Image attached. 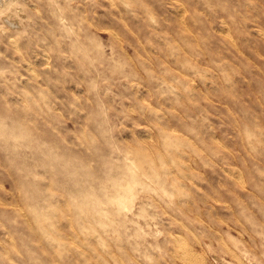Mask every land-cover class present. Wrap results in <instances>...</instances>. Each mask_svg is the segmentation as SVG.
I'll use <instances>...</instances> for the list:
<instances>
[{
	"label": "rangeland",
	"instance_id": "374dc122",
	"mask_svg": "<svg viewBox=\"0 0 264 264\" xmlns=\"http://www.w3.org/2000/svg\"><path fill=\"white\" fill-rule=\"evenodd\" d=\"M2 1L0 264H185L170 252L174 234L197 264H264V0ZM131 173L139 178L130 204L114 205L109 197ZM52 236L97 248L106 242L100 252L118 258H78Z\"/></svg>",
	"mask_w": 264,
	"mask_h": 264
},
{
	"label": "bare ground",
	"instance_id": "6f19581e",
	"mask_svg": "<svg viewBox=\"0 0 264 264\" xmlns=\"http://www.w3.org/2000/svg\"><path fill=\"white\" fill-rule=\"evenodd\" d=\"M4 1H5V0H3L2 2H4ZM6 1H7V0H6ZM36 1H37V0H36ZM57 1H58V0H57ZM62 1H63V0H62ZM39 2H40V1H39ZM39 2H38V3H39ZM260 2H261V1H260ZM0 3H1V2H0ZM4 3H5V2H4ZM23 3H27V2H23ZM34 3H35V1H34ZM62 3H63V2H62ZM62 3H61V5H62ZM255 3H256V2H255ZM36 4H37V3H36ZM42 4H43V3H42ZM115 4H116V3H115ZM174 4H175V3H174ZM179 4H180V3H179ZM26 5H27V4H26ZM28 5H29V4H28ZM34 5H35V4H34ZM32 6H33V5H32ZM41 6H42V5H41ZM44 6H45V5H44ZM176 6H177V3H176ZM181 6H182V5H181ZM24 7H25V4H24ZM42 7H43V6H42ZM178 7H179V6H178ZM44 8H45V7H44ZM44 8H43V9H44ZM62 8H63V7H62ZM255 8H256V7H255ZM257 8H258V7H257ZM46 9H47V7L45 8V11H46ZM176 9H177V8H176ZM179 9H180V8H179ZM249 9H250V7H249ZM12 10H13V9H12ZM27 10H28V9H27ZM39 11H40V10H39ZM45 11H44V12H45ZM50 11H51V10H50ZM258 11H259V10H258ZM27 12H28V11H27ZM37 12H38V11H37ZM40 12H41V11H40ZM255 12H256V11H255ZM255 12H253V13L256 14ZM181 13H182V12H181ZM43 14H45V13H43ZM179 14H180V13H179ZM258 14H260V13H258ZM49 15H50V14H49ZM7 16L9 17V15H7ZM41 16H42V14H41ZM46 16H47V14L45 15L44 19H47ZM53 16H54V15H53V12H52V17H53ZM69 16H70V15H69ZM4 17H5V16H4ZM4 17H2V18H4ZM8 17L6 18L7 20L10 19V18L8 19ZM47 17H48V16H47ZM261 17H263V15H262ZM40 18H42V17H40ZM71 18H72V16H71ZM180 18H181V17H180ZM4 19H5V18H4ZM48 19H49V18H48ZM53 19H54V18H53ZM10 20H11V19H10ZM49 20H50V19H49ZM51 20H52V19H51ZM70 20H71V19H70ZM72 20H73V19H72ZM13 21H14V20H13ZM13 21H12V23H15V22H13ZM53 21H54V20H53ZM73 21H74V20H73ZM73 21H72V22H73ZM183 21H184V20H183ZM221 21H222V20H221ZM5 22H6V21H5ZM10 22H11V21H10ZM186 22H187V21H186ZM259 22H260V21H259ZM259 22H258V23H259ZM6 23H7V22H6ZM8 23H9V22H8ZM53 23H54V22H53ZM91 23H92V22H91ZM9 24H10V23H9ZM46 24H49V22L46 23ZM55 24H56V22H55ZM94 25H95V24H94ZM94 25H93V26H94ZM247 25H248V24H247ZM249 25H250V24H249ZM251 25H252V24H251ZM11 26H12V25H11ZM13 26H14V25H13ZM54 26H55V25H54ZM187 26H188V25H187ZM254 26H255V25H254ZM254 26H253V27H254ZM256 26H257V25H256ZM4 27L6 28V26H4ZM7 27H8V26H7ZM15 27H16V24H15ZM17 27H18V26H17ZM48 27H49V26H48ZM52 27H53V26H52ZM251 27H252V26H250V28H251ZM11 28H12V27H11ZM55 28H56V26H55ZM55 28H54V29H55ZM182 28H183V27H182ZM182 28H181V29H182ZM189 28H190V27H189ZM254 28H257V27H254ZM261 28H262V27H261ZM106 29H107V28H106ZM106 29H104V30H106ZM257 29H258V28H257ZM70 30H72V29H70ZM184 30H185V29H184ZM186 30H187V29H186ZM186 30H185V32H186ZM258 30H259V29H258ZM262 30H263V29H262ZM8 31H9V30H8ZM21 31H23V30H21ZM52 31H53V30H52ZM226 31H227V30H226ZM9 32H10V34H11V31H9ZM16 32H17V31H16ZM187 32H188V30H187ZM248 32H249V31H248ZM253 32H254V31H253ZM256 32H258V31H256ZM47 33H49V32H47ZM52 33H53V32H52ZM93 33H94V32H93ZM188 33H189V32H188ZM17 34H18V32H17ZM190 34H191V33H190ZM224 34H226V33H224ZM258 34H259V32H258ZM18 35H19V34H18ZM49 35H51V34H49ZM226 35H227V34H226ZM253 35H254V34H253ZM256 35H257V34H256ZM259 35H260V34H259ZM10 36H11V35H10ZM10 36H9V37H10ZM15 36H16V35H15ZM233 36H234V35H233ZM7 37H8V36H7ZM7 37H6V38H7ZM11 37H12V36H11ZM83 37H84V36H83ZM224 37H225V36H224ZM245 37H246V36H245ZM14 38H17V37H14ZM14 38L12 37V38L9 39V44H10V46H15V45H16V40H15ZM53 38H54V36H53ZM241 38H242V37H241ZM255 38H257V37H255ZM18 39H19V37H18ZM21 39H22V37H21ZM224 39H226V38H224ZM231 39H232V38H231ZM233 39H234V38H233ZM235 39H236V38H235ZM245 39H247V38H244L243 40H245ZM250 39H251V38H250ZM253 39H254V38H253ZM259 39H260V38H259ZM2 40H3V38H2ZM78 40H81V39H78ZM90 40H91V39H89V41H90ZM174 40H175V39H174ZM227 40H228V38H227ZM254 40H255V39H254ZM7 41H8V39H7ZM52 41H53V40H52ZM55 41H56V40H55ZM58 41H59V39H58ZM167 41H168V40H167ZM176 41H177V40H176ZM245 41H246V40H245ZM92 42H93V41H91V43H92ZM3 43H4V42H3ZM3 43H2V44H3ZM53 43L57 44L56 42H53ZM81 43H82V42H81ZM85 43H86V42H85ZM225 43H226V42H225ZM227 43H228V42H227ZM241 43H242V42H241ZM246 43H247V42H246ZM261 43H263V42L261 41ZM9 44H8V45H9ZM242 44H244V42H243ZM254 44H255V41H254ZM3 45H4V44H3ZM99 45H100V44H99ZM168 45H169V44H168ZM180 45H181V44H180ZM231 45H232V44H231ZM237 45H239V44H237ZM17 46H18V45H17ZM54 46H55V45H54ZM57 46H58V45H57ZM87 46H88V45H87ZM92 46H93V45H92ZM169 46H170V45H169ZM174 46H175V45H174ZM249 46H250V45H249ZM251 46H252V45H251ZM55 47H56V46H55ZM85 47H86V46H85ZM98 47H99V46H98ZM110 47H111V46H110ZM182 47H183V46H182ZM253 47H255V45H254ZM253 47H252V48H253ZM257 47H258V46H257ZM7 48H8V47H7ZM9 48L12 49L13 47H9ZM9 48H8V49H9ZM88 48H89V47H88ZM88 48H87V49H88ZM93 48H94V46H93ZM100 48H101V46H100ZM175 48H176V47H175ZM175 48H173V49H175ZM183 48H184V47H183ZM57 49H58V48H56V50H57ZM78 49H79V48H78ZM84 49H85V48H84ZM255 49H256V48H255ZM21 50H23V49H21ZM24 50H25V49H24ZM37 50H38V49H37ZM40 50H41V49H40ZM42 50H43V49H42ZM167 50H168V49H167ZM187 50H188V49H187ZM243 50H244V49H243ZM247 50H248V48H247ZM28 51H29V50H27V52H28ZM44 51H45V50H44ZM44 51H43V52H44ZM76 51H77V49H76ZM81 51H82V50H81ZM174 51H175V50H174ZM184 51H185V50H184ZM19 52H21V51L19 50ZM43 52H42V53H43ZM73 52H74V51H73ZM163 52H164V51H163ZM10 53L12 54L13 51L10 52ZM22 53H24V52H22ZM42 53H41V54H42ZM46 53H47V52L44 53V56H45ZM146 53H147V51H146ZM241 53H242V52H241ZM249 53H250V52H249ZM36 54H38V53H36ZM167 54H168V53H167ZM167 54H166V55H167ZM164 55H165V54H164ZM170 55H172V54H170ZM250 55H251V54H250ZM6 56H7V55H6ZM9 56H10V55H9ZM9 56H7V57H9ZM21 56H22V55H21ZM40 56H41V55H40ZM159 56H160V55H159ZM173 56H175V55H173ZM41 57H42V56H41ZM160 57H161V56H160ZM163 57H164V56H163ZM163 57H161V58H163ZM246 57H247V56H246ZM249 57H250V56H249ZM252 57H253V56H252ZM252 57H250V58L253 60ZM9 58H10V57H9ZM138 58H139V57H138ZM138 58H137V59H138ZM148 58H149V57H148ZM152 58H153V57H152ZM96 59H97V58H96ZM132 59H133V58H132ZM146 59H147V58H146ZM149 59H150V58H149ZM166 59H167V58H166ZM166 59H165V60H166ZM133 60H134V59H133ZM147 60H148V59H147ZM174 60H175V59H174ZM141 61H142V60H141ZM150 61H151V59H150ZM257 61H258V60H257ZM27 62H28V61H27ZM27 62H25V63H26V66H27ZM135 62H136V61H135ZM160 62H162V60H161ZM166 62H167V61H166ZM170 62H171V61H170ZM176 62H177V61H176ZM199 62H200V61H199ZM259 62H260V61H259ZM23 63H24V62H23ZM25 63H24V64H25ZM30 63H31V62H30ZM84 63H85V62H84ZM137 63H138V62H137ZM141 63H142V62H141ZM255 64H256V63H255ZM154 65H157V64L154 63ZM173 65H174V64H173ZM261 65H262V63H261ZM110 66H111V64H110ZM120 66H121V65H120ZM163 66H164V65H163ZM28 67H30V66H28ZM149 67H151V65H150ZM180 67H181V66H180ZM180 67H179V70H180ZM261 67H262V66H261ZM105 68H106V65H105ZM211 68H212V67H211ZM28 69H29V68H28ZM113 69H114V66H113ZM113 69H112V71H113ZM150 69H151V68H150ZM150 69H149V70H150ZM162 69H163V68H162ZM164 69H165V68H164ZM149 70H148V71H149ZM151 70H152V69H151ZM151 70H150V71H151ZM254 70H255V69H254ZM150 71H149V72H150ZM154 71H155V70H154ZM159 71H160V70H159ZM164 71H165V70H164ZM164 71H163V72H164ZM176 71H177V70H176ZM185 71H186V70H185ZM185 71H184V72H185ZM151 72H152V71H151ZM151 72H150V75H152ZM249 72H250V71H249ZM254 72H255V71H254ZM256 73H257V72H256ZM191 74H192V72H191ZM249 74H250V73H249ZM251 76H252V74L250 75V77H251ZM250 77H249V78H250ZM253 77H254V76H253ZM168 78H169V77H168ZM175 78H176V77H175ZM197 78H198V77H197ZM199 78H200V77H199ZM213 78H214V77H213ZM162 79H163V78H162ZM250 79H251V78H250ZM164 80H165V79H164ZM190 80H191V79H190ZM251 80H252V79H251ZM251 80H249V81H251ZM186 81H187V80H186ZM258 81H259V80H258ZM179 82H180V81H179ZM180 84H181V82H180ZM183 84H185V83H183ZM191 84H192V83H191ZM251 84H252V83H251ZM251 84H250V85H251ZM176 85H177V84H176ZM185 85H186V84H185ZM253 85H254V83H253ZM181 86H182V84H181ZM196 86H197V85H196ZM182 87L184 88V86H182ZM189 87H190V84H189ZM191 87H192V85H191ZM201 87H203V86L201 85ZM255 87H256V86H255ZM169 88H170V87H169ZM176 88H177V87H176ZM193 88H194V87H193ZM181 89H182V88H181ZM191 89H192V88H191ZM187 90H188V88H187ZM187 90H186V91H187ZM195 90H196V89H195ZM197 91H200V89L197 90ZM187 92H188V91H187ZM200 92H202V91H200ZM200 92H199V93H200ZM205 92H207V90H205ZM205 92H204V89H203L202 94L205 93ZM255 92H257V90H256ZM190 93H191V92H190ZM195 93L198 94V92H195ZM179 94H180V92H179ZM188 94H189V93H188ZM205 94H207V93H205ZM175 95H176V94H175ZM203 95H204V94H203ZM189 97H191V96H189ZM137 98H138V97H137ZM139 98H140V97H139ZM177 99H180V97H178ZM146 100H147V99H146ZM186 100H187V99H186ZM246 101H247V100H246ZM24 103H25V102H24ZM187 103H188V102H187ZM189 103H190V102H189ZM150 104H152V103H150ZM25 105H27V104L25 103ZM25 105H23V107H24ZM28 105H29V104H28ZM28 105H27V106H28ZM147 105H148V104H147ZM27 106H26V107H27ZM132 106H133V105H132ZM132 106H129V107H131V108L133 109ZM143 106H145V105H143ZM153 106H155V104H154ZM23 107H22V109H23ZM33 107H35V106L33 105ZM135 107H137V105H136ZM140 107H141V105H140ZM155 107H156V106H155ZM157 107H158V106H157ZM27 108H29V107H27ZM30 108L32 109V106H30ZM143 108H144V107H143ZM145 108H146V107H145ZM148 108H149V107H148ZM126 109H127V108H126ZM140 109H141V108H140ZM175 109H176V108H175ZM135 110H136V109H135ZM143 110H145V109H143ZM149 110H150V108H149ZM161 110H162V109H161ZM256 111H257V110H256ZM132 112H133V111H132ZM144 112H145V111H144ZM144 112L141 111V113H144ZM152 112H154V110H153ZM149 113H151V112L149 111ZM259 113H260V112H259ZM161 115H162V114H161ZM168 115H169V114H168ZM143 116L146 117L145 113L143 114ZM256 117H257V115H256ZM256 117H255V118H256ZM25 118H26V117H25ZM25 118H23L24 121H25ZM23 119H22V121H23ZM145 119H146V118H145ZM27 120L31 121L30 118H28ZM27 120H26V121H27ZM149 120H150V119H149ZM153 120H154V119H153ZM153 120H151V121H153ZM26 121H25V122H26ZM155 121H156V120H155ZM157 121H158V120H157ZM27 122H28V121H27ZM31 122H32V121H31ZM158 122H159V121H158ZM250 122H251V121H250ZM253 122H254V121H253ZM260 122H261V121H260ZM150 123H151V122H150ZM257 123H259V122L257 121ZM257 123H255V124H257ZM17 124H18V123H17ZM23 124H24V123H23ZM151 124H152V123H151ZM151 124H150V125H151ZM159 124H161V123H159ZM24 125H25V124H24ZM152 125H154V124H152ZM18 126H19V129H20V127H22V125L20 126V124H19ZM26 126H27V125H26ZM33 126H34V125H33ZM33 126H32V123H31V127H30V122H29V127H30L32 130L36 129V127L34 128ZM155 126H157V125L155 124ZM158 126H159V125H158ZM158 126H157V127H158ZM253 126H254V125H253ZM32 127H33L34 129H33ZM157 127H155V128H157ZM258 127H260V126L258 125ZM150 128H151V127H150ZM252 128H254V127H252ZM252 128H251V129H252ZM3 129H4V128H2V130H3ZM16 129H18V127H17ZM19 129H18V130H19ZM146 129H148V128H145V130H146ZM152 129H153V127H152ZM159 129H161V128H158V131H159ZM172 129H173V127H172ZM0 130H1V128H0ZM153 130H154V129H153ZM156 130H157V129H156ZM156 130H155V131H156ZM177 130H178V129H177ZM253 130H254V129H253ZM253 130H252V131H253ZM21 131H22V130H21ZM34 131H35V134H36L37 131H36V130H34ZM146 131H147V130H146ZM148 131H149V130H148ZM257 131H258V130H257ZM1 132H2V131H1ZM1 132H0V133H1ZM5 132L8 133L7 131H5ZM163 132H164V131H163ZM167 132H168V131H167ZM255 132H256V131H255ZM155 133H156V132H155ZM158 133H159V132H158ZM184 133H185V132H184ZM1 134H2V133H1ZM10 134H12V133H10ZM156 134H157V133H156ZM160 134H161V133H160ZM160 134H159V136L162 135V134H161V135H160ZM163 134H165V133H163ZM173 134H174V133H173ZM256 134H257V133H256ZM135 135H136V134H135ZM139 135H140V134H139ZM139 135H136V136H139ZM132 136H133V135H132ZM157 136H158V135H157ZM165 136H166V135H164V137H165ZM178 136H179V135H178ZM178 136H177V137H178ZM11 137H12V136H11ZM17 137H18V136H17ZM133 137H134V136H133ZM139 137H140V136H139ZM177 137H176V138H177ZM183 137H184V136H183ZM134 138H135V137H134ZM144 138H145V136H144ZM155 138H156V137H155ZM155 138H154V139H155ZM180 138H181V137H180ZM185 138H186V137H185ZM190 138H191V137H190ZM13 139H14V138H13ZM173 139H174V138H173ZM177 139H178V138H177ZM183 139H184V138H183ZM183 139H182V140H183ZM187 139H189V138H186V140H185L186 142H187V141L191 142L190 140H187ZM191 139H192V138H191ZM193 139H194V138H193ZM129 140H130V139H129ZM129 140H128V141H129ZM131 140H132V139H131ZM138 140H139V139H138ZM138 140H137V141H138ZM156 140H157V139H156ZM163 140H164V139H163ZM182 140H181V141H182ZM194 140H195V139H194ZM261 140H262V139H261ZM263 140H264V139H263ZM161 141H162V140H161ZM165 141H166V140H165ZM174 141H175V140H174ZM176 141H177V140H176ZM178 141H179V140H178ZM181 141H180V142H181ZM183 141H184V140H183ZM183 141H182V142H183ZM258 141H259V140H258ZM26 142H27V141H26ZM182 142H181V143H182ZM186 142H185V143H186ZM189 142H188V143H189ZM196 142H197V141H196ZM212 142H213V141H212ZM214 142H215V140H214ZM173 143H174V142H173ZM176 143H177V142H176ZM52 144H53V143H52ZM160 144H161V143H159V145H160ZM162 144H163V143H162ZM165 144H169V143L164 142V145H165ZM179 144H180V143H179ZM179 144H178V145H179ZM182 144H183V143H182ZM182 144H181V145H182ZM149 145H150V144H149ZM164 145L161 146V147H163V149H164ZM175 145H176V144H175ZM197 145H198V143H197ZM215 145H216V144H215ZM218 145H220V144H218ZM224 145H225V144H224ZM47 146H48V145H47ZM150 146H151V145H150ZM150 146H149V147H150ZM152 146H153V145H152ZM165 146H166V145H165ZM176 146H177V145H176ZM188 146H189V145H188ZM188 146H187V148H188ZM50 147H51V146H50ZM55 147H57V146L55 145ZM153 147H154V146H153ZM156 147H157V145H156ZM185 147H186V146H185ZM190 147H191V146H190ZM199 147H200V146H199ZM218 147H219V146H218ZM220 147H221V146H220ZM43 148H44V147H43ZM43 148H42V149H43ZM165 148H166V147H165ZM174 148H175V147H174ZM196 148H197V147H196ZM200 148H201V147H200ZM46 149H47V148H46ZM51 149H52V147H51ZM143 149L146 150V147H145V148L143 147ZM147 149H148V148H147ZM169 149H170V146H169ZM193 149H194V148H193ZM39 150H40V149H39ZM44 150H45V149H44ZM57 150H58V149H57ZM138 150H139V149H138ZM138 150H137V151H138ZM145 150H142L143 153H144ZM172 150H173V149H172ZM175 150H176V149H175ZM197 150H198V149H197ZM46 151L48 152V150H46ZM53 151H54V149H53ZM137 151H136V152H137ZM170 151H171V150H170ZM189 151H191V150H189ZM194 151H195V149H194L192 152H194ZM42 152H43V151H42ZM50 152H51V151H50ZM136 152H135V154H136ZM140 152H141V151H138L136 156H137V157H140V161H139V162H143V161H145V158H146L145 156H147V155H143V153H140ZM148 152H149V151H147V152H145V153H148ZM153 152H154V150H153ZM157 152L159 153L160 151H157ZM157 152L155 151L154 153H157ZM175 152H176V151H175ZM43 153H44V152H43ZM43 153H42V155H43ZM189 153H190V152H189ZM40 154H41V153H40ZM61 154H62V153H61ZM63 154H64V153H63ZM180 154H181V153H180ZM187 154H188V152H187ZM133 155H134V154H133ZM150 155H151V154H150ZM185 155H186V154H185ZM32 156H33V155H32ZM64 156H66V155L64 154ZM162 156H163V154H162ZM179 156H180V155H179ZM187 156H188V155H187ZM187 156H186V159H187ZM40 157H42L43 159H45L43 156H40ZM47 157H48V156H47ZM51 157H52V156H51ZM132 157H133V156H132ZM180 157H181V156H180ZM188 157H189V156H188ZM125 158H127V157H125ZM181 158H182V157H181ZM38 159H39V157H38ZM52 159H53V160H56L54 157H52ZM57 159H58V157H57ZM66 159H67V158H66ZM45 160H47V159H45ZM58 160H59V159H58ZM67 160H68V159H67ZM130 160H131V159H130ZM130 160H129V161H130ZM147 160H148V159H147ZM149 160L151 161L152 158H149ZM172 160L174 161V159H172ZM193 160H194V159H193ZM193 160H192V161H193ZM47 161H48V160H47ZM61 161H62V160H61ZM63 161H64V159H63ZM112 161H114V160H112ZM132 161H133V160H132ZM152 161H153V160H152ZM152 161H151V162H152ZM167 161H170V160L167 159ZM185 161H188V160H185ZM194 161H195V160H194ZM43 162H44V161H43ZM54 162H55V161H54ZM65 162H67V161H65ZM147 162H148V161H147ZM20 163H21V162H20ZM29 163L32 164V161L29 162ZM33 163L36 164L35 162H33ZM128 163H130V162H128ZM145 163H146V161H145ZM165 163H166V162H165ZM34 164H33V165H34ZM51 164H52V162H51ZM63 164H64V163H63ZM65 164H66V163H65ZM69 164H70V163H69ZM87 164H88V163H87ZM133 164H134V163H133ZM133 164H132V165H133ZM176 164H177V163H176ZM176 164H175V165H176ZM180 164H182V163H180ZM187 164H188V163H187ZM22 165H23V164H22ZM54 165L56 166V165H58V164H55V163H54ZM70 165H71V164H70ZM74 165H75V164H74ZM111 165H112V164H111ZM111 165H110V169H111ZM116 165L118 166L117 162H116ZM175 165H174V166H175ZM182 165H183V164H182ZM29 166H30V165H29ZM46 166H47V164H46ZM46 166H45V167H46ZM59 166H60V165H59ZM67 166H68V165H67ZM83 166H84V164H83ZM127 166H128V165H127ZM150 166L153 167V164L150 165ZM150 166H149V167H150ZM174 166H173V167H174ZM186 166H189V165H186ZM51 167H52V166H50V168H51ZM53 167H54V166H53ZM56 167H57V166H56ZM62 167H63V166H62ZM73 167H74V166H73ZM80 167H81V165H80ZM135 167H136V166H135ZM152 167H151V169H152ZM183 167H184V165H183ZM224 167H225V166H224ZM54 168H55V167H54ZM54 168H53V169H54ZM59 168H60V167H59ZM68 168H69V167H68ZM78 168H79V167H78ZM78 168H77V170H78ZM81 168H82V167H81ZM108 168H109V166H108ZM117 168H119V167H117ZM184 168H185V167H184ZM188 168H190V167H188ZM193 168H194V167H193ZM63 169H64V168H63ZM63 169H62V170L60 169V171L63 172V171H64ZM82 169H83V168H82ZM110 169H107V170H110ZM161 169H163V168H161ZM229 169H230V167H229ZM232 169H233V167H232ZM232 169H231V170H232ZM234 169H235V168H234ZM234 169H233V170H234ZM32 170H33V169H32ZM58 170H59V169H58ZM95 170H96V169H95ZM114 170H115V169H114ZM163 170H165V169H163ZM178 170H180V169H178ZM183 170H184V169H183ZM225 170H226V169H225ZM227 170H228V169H227ZM231 170H230V171H231ZM236 170H237V169H236ZM241 170H242V169H241ZM49 171H50V170H49ZM165 171H166V170H165ZM170 171H171V170H170ZM230 171H229V172H230ZM50 172H52V171H50ZM65 172H66V171H65ZM84 172H85V171H84ZM87 172H88V171H87ZM132 172H133V171H132ZM173 172H174V170H173ZM227 172H228V171H227ZM24 173H26V172H24ZM81 173H82V172H81ZM98 173H99V172H98ZM110 173H111V172H110ZM110 173H108V177H110V176H109ZM155 173H156V172H155ZM162 173H163V172H162ZM170 173H172V172H170ZM170 173H169V174H170ZM180 173H181V172H180ZM180 173H179V174H180ZM51 174H52V173H51ZM73 174H74V173H73ZM102 174H103V173H102ZM111 174H113V172H112ZM114 174H115V173H114ZM117 174H118V173H117ZM183 174H184V173H183ZM183 174H181V175H183ZM227 174H228V173H227ZM47 175H48V174H47ZM89 175H90V174H89ZM103 175H104V174H103ZM105 175H107V172H106ZM115 175H116V174H115ZM121 175H122V174H121ZM166 175H167V173H166ZM188 175H189V174H188ZM190 175H191V174H190ZM230 175H231V174H230ZM49 176H50V175H48V177H49ZM53 176H54V174H53ZM53 176L51 175L50 177L52 178ZM87 176H88V175H86V177H87ZM94 176H95V174H94ZM100 176H101V175H100ZM113 176H114V175H113ZM143 176H144V174H143ZM146 176H147V175H146ZM146 176H145V177H146ZM232 176H234V174H233ZM148 177H149V178H148ZM148 177H146V178H148V179H153V178H150V176H148ZM154 177H155V176H154ZM53 178H54V177H53ZM53 178H52V179H53ZM60 178H62V177H60ZM70 178H71V180H72V176H71ZM113 178H114V177H113ZM115 178H116V177H115ZM115 178H114V180H115ZM138 178H139V176H137V175L134 174V173H131V174L128 176V182L126 181V183H124L123 185L119 186V188L116 189V191H115V192L109 197L108 200H110L114 205H117V206H124V204L127 202V200H129V198L132 196L133 188H135V186H136V184H135V186H134V183H137V182H138ZM181 178H182V177H181ZM187 178H188V177H187ZM189 178H190V177H189ZM189 178H188V179H189ZM228 178H229V176H228ZM230 178H231V177H230ZM257 178H258V177H257ZM93 179H94V178H93ZM109 179H112V178H109ZM124 179H125V178H124ZM184 179H186V177H185ZM29 180H30V179H29ZM61 180H62V179H61ZM76 180H77V179H76ZM112 180H113V179H112ZM118 180H119V179H118ZM126 180H127V179H126ZM158 180L160 181V178H159ZM171 180H172V179H171ZM171 180H170V181H171ZM229 180H230V179H229ZM229 180H228V181H229ZM232 180H233V178H232ZM263 180H264V179H263ZM62 181H63V180H62ZM95 181H96V179H95ZM106 181H107V180H106ZM116 181H117V180H115V182H116ZM29 182H30V181H29ZM63 182H64V181H63ZM65 182H66V181H65ZM65 182H64V183H65ZM68 182H69V181H68ZM80 182H81V181H80ZM117 182H118V181H117ZM155 182H157V181H155ZM155 182H153V184H154ZM180 182H181V181H180ZM231 182H232V181H231ZM64 183H63V184H64ZM66 183H67V182H66ZM113 183H114V182H113ZM236 183H237V182H236ZM72 184H73V183H72ZM132 184H133V185H132ZM140 184H141V183H139V185H140ZM156 184H157V183H156ZM158 184H159V183H158ZM241 184H242V183H241ZM32 185H33V184H32ZM81 185H82V184H81ZM103 185H104V183H103ZM161 185H163L162 182H161ZM161 185H160V186H161ZM173 185H174V184H173ZM173 185H172V186H173ZM182 185H183V184H182ZM72 186H73V185H72ZM72 186H71V187H72ZM143 186H144V185H143ZM158 186H159V185H158ZM169 186H171V185H169ZM169 186H168V187H169ZM33 187H35V186H33ZM66 187L68 188V186H66ZM80 187H81V186H80ZM83 187H84V186H83ZM113 187H114V186H113ZM145 187H146V189H147V187H148V186H147V183H146V186H145ZM173 187H174V186H173ZM72 188H74V187H72ZM75 188H76V187H75ZM87 188H88V187H87ZM87 188H85L84 190L86 191ZM90 188H91V187H90ZM108 188H109V187H108ZM150 188H152V187H150ZM150 188H149L150 191L154 190L153 188H152V190H151ZM159 188H161V187H159ZM175 188L177 189V187H175ZM78 189H79V188H78ZM82 189H83V188H82ZM119 189H120V190H119ZM32 190H33V189H32ZM73 190H74V189H73ZM143 190H145V188H144ZM34 191H37V190H34ZM68 191H69V188L67 189V193H69ZM81 191H82V190H81ZM81 191H79V192L81 193ZM89 193H90V191H89ZM92 193H93V192H92ZM154 193H155V192H154ZM159 193H160V192H159ZM75 194H76V192H75ZM93 194H95V193H93ZM63 195H65V194H63ZM85 195H86V193H85ZM65 196H66V195H65ZM65 196H64V199H65ZM81 196H83V194H82ZM66 197H67V196H66ZM95 197H96V196H95ZM162 197H163V196H162ZM207 197H208V196H206V198H207ZM79 198L81 199V197H79ZM202 198H204V197H202ZM95 199H96V198H95ZM132 199H133V198H131V201L134 202V199H133V200H132ZM216 199H217V198H216ZM217 200H218V199H217ZM66 201H67V199H66ZM80 201L82 202V200H80ZM177 201H178V200H177ZM205 201H207V199H205ZM87 202H88L89 204L91 203L90 200H88ZM97 202H101V200H98ZM129 202H130V200H129ZM129 202H127V203L130 204ZM167 202H169V201H167ZM167 202H166V203H167ZM65 203H66V202H65ZM65 203H64V207L62 208V209H64V211H65V209L67 208V207H65ZM101 203H102V202H101ZM131 203H132V202H131ZM178 203H179V202H178ZM85 204H87V203H85ZM132 204H133V203H132ZM164 204H165V203H164ZM10 205H11V204H10ZM68 205H69V203H68ZM82 205H83V204H81V206H82ZM167 205H168V204H167ZM66 206H67V205H66ZM91 206H92V205H91ZM93 206H94V205H93ZM93 206H92V208L94 209ZM23 207H24V206H23ZM82 207H83V206H82ZM82 207H81V209H82ZM86 207H88V204H87ZM89 207H90V206H89ZM95 207H96V206H95ZM189 207H190V206H189ZM26 208H28V207H26ZM68 208H69V206H68ZM124 208H125V207H123L122 209H124ZM186 208H188V207H186ZM190 208H191V207H190ZM229 208H230V207H229ZM32 209H33V208H32ZM62 209H61V210H62ZM72 209H73V208H72ZM126 209H127V208H126ZM207 209H208V207H207ZM18 210H19V209H18ZM18 210H17V211H18ZM25 210L27 211V209H25ZM29 210H30V209H29ZM39 210H41V209H39ZM39 210H38V211H39ZM49 210H50V208H49ZM186 210H187V209H186ZM193 210H194V209H193ZM15 211H16V209H15ZM17 211H16V212H17ZM66 211H68V210H66ZM106 211H107V210H106ZM106 211H105L104 209H98V212H100L101 214L106 213ZM144 211H145V210H144ZM204 211H205V210H204ZM208 211H209V210H207V212H208ZM19 212H20V211H19ZM29 212H30V211H29ZM48 212H49V211H48ZM20 213H22V212H20ZM27 213H28V212H27ZM27 213H26V216H27L28 218H30L31 216L29 217V214L32 213V210H31V213H28V215H27ZM36 213H37V212H36ZM65 213H67V212H65ZM79 213H80V212H79ZM199 213H200V212H199ZM18 214H19V213H18ZM39 214H40V212H39ZM134 214H135V213H134ZM212 214H213V213H212ZM135 215H137V214H135ZM138 215H140V214H138ZM138 215H137V216H138ZM209 215H210V214H209ZM209 215H208V216H209ZM44 216H45V214H44ZM44 216H42V217L44 218ZM49 216H50V215H49ZM66 216H67V215H66ZM66 216H65V217H66ZM74 216H75V214H74ZM153 216H154V215H153ZM34 217H35V216H34ZM37 217H39V216L37 215ZM37 217H36V218H37ZM69 217H70V216H69ZM221 217H222V216H221ZM32 218H33V217H32ZM39 218H40V217H39ZM66 218H67V217H66ZM76 218H77V217H76ZM106 218H107V217H106ZM142 218H143V217H142ZM41 219H42V218H41ZM84 219L87 220L85 217H84ZM108 219H109V218H108ZM173 219H174V218H173ZM221 219H222V218H221ZM223 219H224V218H223ZM34 220L37 221L38 219H37V220L34 219ZM44 220H45V219H44ZM67 220H68V219H67ZM30 221H31V220H30ZM68 221H69V220H68ZM68 221H67V222H68ZM71 221H73V220H71ZM87 221H88V220H87ZM100 221H101V222H100ZM100 221L98 220L96 223H99V222L102 223V220H100ZM179 221H180V220H179ZM208 222H209V220H208ZM208 222H207V223H208ZM69 223H70V222H69ZM78 223H79V222H78ZM87 223H89V222H87ZM109 223H110V222H109ZM111 223H112V221H111ZM180 223H181V222H180ZM187 223H188V222H187ZM94 224H95V222H94ZM103 224H104V223H103ZM189 224L191 225V223H189ZM211 224H212V223H211ZM211 224H210V225H211ZM76 225H77V224H76ZM79 225H80V224H79ZM95 225H96V224H95ZM105 225H106V224H105ZM145 225H146V224H145ZM147 225H148V224H147ZM181 225H182V223H181ZM184 225H185V224H184ZM184 225H183V226H184ZM68 226H70V225H68ZM80 226H81V225H80ZM82 226H83V225H82ZM234 226H235V225H234ZM105 227H108V226L106 225ZM179 227H180V225H179ZM186 227H187V226H186ZM186 227H185V228H186ZM202 227H204V225H203ZM69 228H71V226L68 227L67 229H69ZM72 228H73V227H72ZM185 228H184V229H185ZM191 228H192V226H191ZM77 229H78V227H77ZM79 229H81V228H79ZM102 229H103V228H102ZM140 229H141V227H140ZM186 229H187V228H186ZM193 229H195V228L193 227ZM202 229H203V228H202ZM213 229H214V228H213ZM58 230H59V229H58ZM65 230H66V229H64L63 231L66 232ZM75 230H76V229H75ZM138 230H139V229H138ZM166 230H167V228H166ZM179 230H180V228H179ZM179 230H178V231H179ZM197 230H198V229H196V232H197ZM209 230H210V229H209ZM209 230H206V231H209ZM243 230H244V229H243ZM68 231H70V230H68ZM110 231H111V232H112V231L114 232L113 228H112L111 230L103 229L101 232H102V234H106V233L109 234ZM115 231H116V230H115ZM136 231H137V230H136ZM161 231H162V230H161ZM183 231H184V230H183ZM204 231H205V230H204ZM204 231H203V232H204ZM210 231H211V230H210ZM210 231H209V232H210ZM216 231H217V230H216ZM51 232H52V231H51ZM54 232L56 233V230H55ZM60 232H62V231H60ZM78 232L80 233V231H78ZM113 232H112V233H113ZM116 232H117V231H116ZM133 232H135V230H134ZM146 232H147V231H146ZM174 232H175V231H173V233H174ZM181 232H182V231H181ZM200 232H201V231H200ZM200 232H198V233H200ZM203 232H201V233H203ZM213 232H214V231H213ZM213 232H212V233H213ZM55 233H54V234H55ZM58 233H59V232H58ZM70 233H72V232H70ZM86 233H87V231H86ZM138 233H139V232H138ZM173 233H172V234H173ZM177 233H179V232H177ZM183 233H184V232H183ZM205 233H206V232H205ZM212 233H211V234H212ZM45 234H46V233H45ZM47 234H48V233H47ZM59 234H61V233H59ZM59 234H55V235H59ZM73 234H74V233H72V236H73ZM87 234H89V233H87ZM146 234H147V233H146ZM159 234H160V233H159ZM184 234H185V233H184ZM50 235H51V233H50ZM74 235H75V234H74ZM82 235H83V234H82ZM82 235H81V236H82ZM91 235H92V234H91ZM129 235H130V234H129ZM154 235H155V234H154ZM154 235H153V236H154ZM157 235H158V234H157ZM157 235L155 236V238L157 237ZM207 235H208V234H207ZM217 235H218V234H217ZM219 235H220V234H219ZM60 236H61V235H60ZM60 236H57V237L52 236V237H51V238L57 240V242L55 243V245H56L59 249H62L63 246H67L68 249L70 248V249H73V251L75 250V252H76L77 255H78V258H80V257H81V258H86V259L89 258V260L95 258V259H98L99 262H101L100 260H102L103 262L108 261V260L105 259V258L110 257V256H111V257H115V256H116V258H118V256H117L115 253H114L115 255L112 254V252H111V251H112V250H111L112 247H111V249H110L111 251H108V254H109V255H108L107 253H106V254H102V253L100 252V251H103V250L106 248V247L103 248V246L106 244V242H105V244H104V242H102L104 245L102 244V245H100L101 247L97 248V247H96L97 244H98L97 241H96L97 244L94 243L96 246H95L93 243H92V244H93L94 246L91 245V241H92V240L90 241V245L88 244V243H89L88 241H85L86 244H85V246H84V245H80V244H78V243H77V244H73V243L75 242V241L73 242V240H72V242H66V241L63 242V241L60 239V238H61ZM138 236H139V235H138ZM170 236H171V235H170ZM184 236H186V234H185ZM205 236H206V235H204V236L202 235V237H205ZM210 236H211V235H209V237H210ZM212 236H213V235H212ZM228 236H229V235H228ZM247 236H248V235H247ZM45 237H46V236H45ZM49 237H50V236H49ZM68 237H70V236H68ZM75 237H76V236H75ZM75 237H74V238H75ZM83 237H84V236H83ZM128 237H129V236H128ZM171 237H173V239H174V242H173V243H174V246H175V245H177V246H176L175 248L172 246L173 248H172V247H171V248L174 249V250H170V252L173 251V252H171V253H173V255H174L175 257H177L180 261L184 262L185 264H197V262H198V259H197L198 256L193 252L192 248H191L189 245L185 244V241H183V240L181 239L182 237H180L179 235H176V234L172 235ZM215 237H216V236H215ZM40 238H41V237H40ZM74 238H73V239H74ZM89 238H91V237H88L87 240H88ZM98 238H99V240H100V238H101V236L99 235V233H98ZM105 238H106V236H105ZM169 238H170V237H169ZM169 238H168L167 240H169ZM184 238H185V237H184ZM216 238L219 240L221 237H220V238L216 237ZM225 238H226V237H225ZM225 238H224V239H225ZM231 238H232V237H231ZM250 238H251V237H249V239H250ZM75 239H76V238H75ZM78 239H79V238H78ZM78 239H77V240H78ZM101 239H102V238H101ZM162 239H163V238H162ZM187 239H188V238H187ZM190 239H191V237H190ZM190 239H189V240H190ZM192 239H193V238H192ZM192 239H191V241H193ZM82 240L84 241V238H82ZM89 240H90V239H89ZM93 240H94V239H93ZM96 240H97V239H96ZM194 240H195V239H194ZM221 240H222V239H221ZM221 240H220V241H221ZM238 240H239V239H238ZM251 240H253V239L251 238ZM83 241H82V242H83ZM160 241H161V240H160ZM235 241H236V240H235ZM241 241H243V240H241ZM77 242H78V241H77ZM92 242H93V241H92ZM225 242H226V241H225ZM239 242H240V241H239ZM243 242H244V241H243ZM243 242H242V243H243ZM114 243H115V241H114ZM194 243H195V242H194ZM215 243H216V242H215ZM218 243H219V242H218ZM122 244H124V243H122ZM202 244H203V243H202ZM224 244L226 245V243L223 242V245H224ZM163 245H164V243H163ZM231 245H233V244H231ZM80 246H81V248H80ZM108 246H109V248H110L111 245L109 244ZM108 246H107V247H108ZM123 246H124V245H123ZM143 246H144V245H143ZM157 246H158V245H155V247H157ZM226 246H227V245H226ZM57 247H56V250H57ZM60 247H62V248H60ZM67 247H66V248H67ZM117 247H118V246H117ZM145 247H146V246H145ZM84 248H85V249H84ZM109 248H108V249H109ZM123 248H125V247H123ZM157 248H158V247H157ZM165 248H166V247H165ZM171 248H170V249H171ZM216 248H217V247H216ZM135 249H137V248H135ZM221 249H223V247H222ZM117 250H119V249L117 248L116 251H117ZM218 250H219V249H218ZM250 250H251V249H250ZM69 251H71V250H69ZM137 251H138V250H137ZM229 251H230V250H229ZM231 251H232V250H231ZM75 252H74V253H75ZM110 252H111V253H110ZM152 252H153V251H152ZM232 252H233V251H232ZM57 253H58V255H60V253H59L58 251H57ZM66 253H67V252H66ZM69 253H70V252H69ZM71 253H72V252H71ZM74 253H73V254H74ZM118 253H119V252H117V254H118ZM120 253H121V252H120ZM73 254H72V255H73ZM231 254L233 255V254H235V253L233 252V253H231ZM259 254H260V253H259ZM70 255H71V254H70ZM74 255H75V254H74ZM98 255H100L101 257H99ZM119 255H120V254H119ZM145 255H146V254H145ZM148 255H149V254H148ZM155 255H156V254H155ZM75 256H76V255H75ZM143 256H144V255H143ZM236 256H237V255H236ZM263 256H264V255H263ZM53 257H54V256H53ZM61 257H62V256H61ZM66 257H67V255H66ZM70 257H71V256H70ZM133 257H134V255H133ZM145 257L147 258V257H149V256H145ZM158 257H159V256H158ZM160 257H161V256H160ZM58 258H59V257H58ZM135 258H136V257H135ZM156 259H157V258H156ZM200 259H202V258H200ZM235 259H236V258H235ZM238 259H239V258H238ZM247 259H248V258H247ZM61 260H62V259H61ZM73 260H74V259H73ZM83 260H84V259H83ZM54 261H55V260H54ZM80 261H81V260H80ZM173 261H174V260H173ZM239 261H240V260H239ZM56 262H57V261H56ZM58 262H59V261H58ZM58 262H57V263H58ZM71 262H72V261H71ZM86 262H87V261H86ZM86 262H84V263H86ZM163 262H166V260L163 261ZM163 262H162V263H163ZM72 263H74V262H72ZM90 263H91V262H90ZM112 263H113V262H112ZM119 263H122V262L119 261ZM169 263H170V262H169ZM171 263H172V262H171ZM60 264H61V263H60ZM79 264H80V263H79ZM104 264H105V263H104ZM106 264H107V263H106ZM125 264H127V263H125ZM163 264H165V263H163ZM167 264H168V263H167Z\"/></svg>",
	"mask_w": 264,
	"mask_h": 264
}]
</instances>
